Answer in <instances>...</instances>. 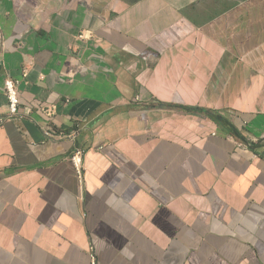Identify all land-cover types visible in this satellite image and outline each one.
Instances as JSON below:
<instances>
[{"label":"crops","instance_id":"0c3cea01","mask_svg":"<svg viewBox=\"0 0 264 264\" xmlns=\"http://www.w3.org/2000/svg\"><path fill=\"white\" fill-rule=\"evenodd\" d=\"M7 78L0 264H264V0H0Z\"/></svg>","mask_w":264,"mask_h":264},{"label":"built area","instance_id":"2783aa9c","mask_svg":"<svg viewBox=\"0 0 264 264\" xmlns=\"http://www.w3.org/2000/svg\"><path fill=\"white\" fill-rule=\"evenodd\" d=\"M81 38H87L85 32L80 34ZM5 92L8 97L9 101V112L6 115H0V124L5 123L11 119H19L21 117L19 113V106L21 104V100L18 94V82L12 78H7L5 80ZM40 111L46 117L47 122L51 123L55 115L57 114V105L56 104H49V105H42L40 106ZM44 133L47 138L53 139H60L66 137L67 135L64 132L54 133L50 129H44ZM82 158H83V151L78 150L72 157V161L77 168L79 174H82Z\"/></svg>","mask_w":264,"mask_h":264},{"label":"trees","instance_id":"16d2710c","mask_svg":"<svg viewBox=\"0 0 264 264\" xmlns=\"http://www.w3.org/2000/svg\"><path fill=\"white\" fill-rule=\"evenodd\" d=\"M219 120L222 122V120H224V119L221 120L220 117H219ZM235 134L240 135L239 132L236 131V130H235Z\"/></svg>","mask_w":264,"mask_h":264}]
</instances>
